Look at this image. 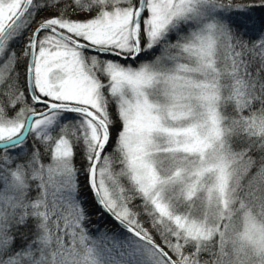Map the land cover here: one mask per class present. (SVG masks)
<instances>
[{
  "label": "snow or ice",
  "instance_id": "snow-or-ice-1",
  "mask_svg": "<svg viewBox=\"0 0 264 264\" xmlns=\"http://www.w3.org/2000/svg\"><path fill=\"white\" fill-rule=\"evenodd\" d=\"M0 264H264V0H0Z\"/></svg>",
  "mask_w": 264,
  "mask_h": 264
}]
</instances>
